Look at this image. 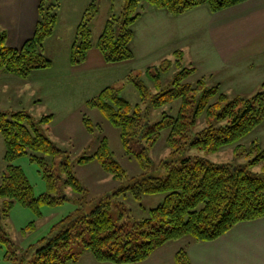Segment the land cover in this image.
I'll use <instances>...</instances> for the list:
<instances>
[{
    "label": "trees",
    "instance_id": "trees-1",
    "mask_svg": "<svg viewBox=\"0 0 264 264\" xmlns=\"http://www.w3.org/2000/svg\"><path fill=\"white\" fill-rule=\"evenodd\" d=\"M244 1L246 0H124L121 13L118 16L111 15L106 20L97 48L108 63H120L132 58V26L142 16L144 4L177 16L202 5L216 12ZM58 7L56 2L39 1L34 32L19 48L8 45L6 31L0 26V71L26 80L34 70L52 66L51 59L43 53V46L55 30ZM96 13L97 5L94 0H90L76 25L75 40L69 55L72 65L86 59L92 46L90 22ZM175 54L179 57L176 59L177 64H180V51L176 50ZM194 71L195 67L182 68L172 86L163 88L152 96L153 107L171 100H181L176 115L164 113L152 128L146 126V119L141 117L138 108L120 95L119 88L107 86L87 100L89 106L98 108L114 126L120 128L126 152H129L130 140L149 137L152 145L160 131L168 129L167 142L171 147V158L161 161L162 175L144 172L127 178V185H121L110 196L96 200L89 210L80 208L76 215L60 219L52 225L49 234L40 240L39 245L29 250L20 264L76 263L77 254L69 251L70 244L75 241L87 248L99 262H139L168 241L185 236L194 241L212 240L238 222L264 216V166L259 172H253L248 164L215 163L202 156L186 154L187 148L217 151L224 146L238 144L264 120V90L249 98L235 97L229 100L225 93L219 91L218 86L204 88V78L198 79L195 87L184 83V79ZM131 81L145 94L146 87L139 79L131 77ZM261 86L264 87V82ZM200 88L202 94L193 107L194 93ZM202 115L208 119L207 125L191 133V127ZM52 117L49 114L35 119L23 110L0 111V134L4 141L3 159L6 163L0 177V198L3 199L0 227L15 203L40 216L41 206L55 205L66 198L64 194L57 193V180L60 177L50 170L52 166H47L43 156L35 154L40 152L55 158L61 152L42 133L43 126ZM83 123L88 131L93 129L86 116L83 117ZM251 148L258 152L249 164L264 161V148L260 149L255 141ZM26 154L43 167L44 171L41 173L48 191L35 195L23 169L13 163ZM136 156L139 160L143 157ZM76 161L79 164L96 161L104 171L120 181L127 176L124 168L113 158L105 137L101 138L92 155L84 154ZM60 170L64 172L62 186L82 189L68 161L60 162ZM127 189L136 199H140L142 194L155 193H163L164 197L156 207L149 210L146 218L128 222L122 220V213L117 217L111 213L112 198ZM0 240L8 241L1 229ZM175 262L190 264L184 247L175 253Z\"/></svg>",
    "mask_w": 264,
    "mask_h": 264
},
{
    "label": "rangeland",
    "instance_id": "rangeland-1",
    "mask_svg": "<svg viewBox=\"0 0 264 264\" xmlns=\"http://www.w3.org/2000/svg\"><path fill=\"white\" fill-rule=\"evenodd\" d=\"M90 0H47V3H58L60 25L53 34L46 39L43 53L52 61V70L36 72L29 82L18 87H8L4 79H0V111L23 110L33 118L39 119L52 114V120L43 126L42 133L60 149L59 156L53 158L43 156L47 166L60 178L57 180V193L66 198L55 205H43L41 215L37 216L30 209L15 203L9 211L8 217L2 221L1 232L8 241L0 240V264H20L32 247L39 245L46 237L53 224L65 216L76 215L78 209H90V206L104 196H110L121 185H127L128 179L144 172L162 175L160 163L171 158V147L167 142L169 130L163 129L154 144L151 138L142 137L130 140L129 152H126L120 136V128L114 126L96 107L87 104V100L95 97L103 88L113 86L119 88L120 95L128 100L133 107L138 108L148 128L159 121L164 113L176 115L181 100H171L159 107L151 105V98L161 89L172 86L174 78L182 68L195 67L194 73L184 79V83L196 86L198 79L204 78V88L219 87L229 100L235 97L249 98L264 90L261 84H254V80L264 76V68L258 61L251 72L244 70L240 77L233 72V67L222 68L207 46L201 34L204 26H208V19L204 13H197L187 19L183 25L189 28L188 41L176 42L182 48L180 64L179 57L173 51L176 47L168 41V33H172L174 26H165L150 16L139 18L132 29L134 36L130 42L133 57L120 63H108L97 48L100 34L106 20L111 16H118L123 8L124 0H94L97 13L90 22L91 48L87 52L84 62L72 65L69 60L70 47L75 40L76 22L80 20L85 6ZM39 2V0H38ZM13 0H7L9 10H14ZM1 4V2H0ZM39 4V3H38ZM151 6L144 4L145 14ZM2 11V10H1ZM178 26V25H176ZM200 29V30H199ZM196 32V33H195ZM170 40V38H169ZM174 42V41H173ZM184 53V54H183ZM263 69V70H262ZM150 73H149V72ZM235 76H233L232 75ZM157 77V83L155 77ZM131 77L139 79L146 87L145 94L131 81ZM67 78V79H66ZM202 94V88L194 93L192 106H196ZM216 101V98H214ZM192 109V108H190ZM86 116L92 123L93 129L88 131L83 123ZM208 123L205 115L200 116L191 133ZM152 137V134L150 135ZM102 137L108 141L113 158L124 168L126 178L122 181L115 179L112 174L104 171L98 162L86 164L77 163V158L86 154L92 155ZM264 148V120L246 135L238 144L227 145L217 151H207L198 148H187L189 156H202L215 163H231L235 165L248 164L253 172H259L264 161L249 164L257 154L252 149V142ZM4 141L0 134V177L5 168ZM136 155L143 156L141 160ZM68 161L70 169L81 183L82 189L62 186L64 172L60 170V162ZM19 165L34 189L39 195L48 191L46 180L43 178V167L30 159V155H23L13 162ZM54 196L57 194L53 191ZM163 193L142 194L136 199L132 192H125L112 198V215L117 217L122 213V220L132 222L146 218L151 208L156 207L163 199ZM3 199L0 198V208ZM189 236L166 242L155 250L145 260L125 264H176L175 253L185 248ZM69 251L77 254V262L72 264H117L99 262L92 253L78 241L72 242ZM122 264V263H121Z\"/></svg>",
    "mask_w": 264,
    "mask_h": 264
},
{
    "label": "crops",
    "instance_id": "crops-1",
    "mask_svg": "<svg viewBox=\"0 0 264 264\" xmlns=\"http://www.w3.org/2000/svg\"><path fill=\"white\" fill-rule=\"evenodd\" d=\"M13 1L15 8L9 10L7 0H0V26L6 31L8 45L19 48L34 32L39 2ZM197 13H204V20L208 19V26H204L199 34L212 49L216 61L224 65L222 68L231 65L238 78L243 73L239 70L251 72L256 61L264 68V0H246L216 12L202 5L177 16L151 7L140 18L150 16L159 22L160 19L164 20L165 26L173 25L172 33H168L167 43H171L172 47L176 46L172 48L173 51H182L179 44L173 43L188 41L189 28L185 29L183 23ZM60 18L59 14L56 27L61 23ZM243 66L247 68H241ZM49 70L52 67L34 70L26 80L0 71V79H4L7 87H18L29 82L36 72ZM262 82L264 76L254 80L257 85ZM185 245L190 264H264V216L238 222L212 240L194 241L189 237Z\"/></svg>",
    "mask_w": 264,
    "mask_h": 264
}]
</instances>
